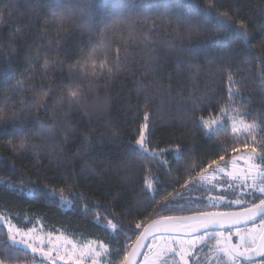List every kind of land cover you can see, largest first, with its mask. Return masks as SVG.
<instances>
[{"label":"snow or ice","instance_id":"1","mask_svg":"<svg viewBox=\"0 0 264 264\" xmlns=\"http://www.w3.org/2000/svg\"><path fill=\"white\" fill-rule=\"evenodd\" d=\"M192 2L194 7L176 3L163 11H153L157 6L152 5L150 0L142 3L133 0L121 6L119 15L107 20L93 15L92 0H78L72 6L50 4V12L44 17L38 15L43 7L39 0L28 6L11 5V9L17 11L24 9L22 15L37 16L42 24L36 29L33 44L29 45L26 57L28 67L22 75L31 79L34 66L42 59L43 76H58L59 82L51 80L47 83V90L42 84L39 91L32 92L19 102L15 101V95H22L36 85L24 89V81L17 79L14 84L8 83L0 90V135L10 137L7 144L14 153H30L37 158L47 156L48 166H51V157L55 154L57 167H62L68 159L63 154V145H60V153L45 152L41 145L32 141L33 133L46 141L54 136V126L44 124L35 113H55L65 107L69 112L83 110L87 113L90 93L99 88L102 81L107 87L132 59L129 48L143 46V66L151 68L154 75H162L161 61L164 58L177 66L187 64L189 68L196 67L198 72L199 66L193 61L206 55V51L201 52L194 47V40L197 43L207 42L210 48L215 46L222 52L231 48L234 55H225L222 60H235L245 52L252 32L244 20L235 22L234 17H239V10L221 11L218 5L222 4V0H209L204 5L196 3V0ZM183 8L188 11L182 13ZM9 11L7 7L0 9V19ZM52 25L56 26V39L44 42ZM252 26L256 27L264 44V22H255ZM32 27L30 23L28 30L31 31ZM19 34L20 29H17L11 35L15 37ZM73 37L78 38V43H73ZM36 40L42 43L37 45ZM8 47L10 52L15 51L11 39ZM160 47L167 49L163 56ZM251 47L255 48V45ZM53 52L54 56L49 55ZM253 59L259 64L256 77L264 93V52ZM168 79H172L171 73H168ZM192 80L195 81V74ZM227 83L226 98L223 95L215 98L201 94L199 99L194 93L185 96L177 92L174 96L176 90L170 84L167 87L161 84L158 91L161 105L167 103L184 112L190 110L193 113L191 124L203 138L212 140L224 132L230 134L232 142L227 144L216 139L214 144L219 148L218 153L206 152L203 156L210 159H201L200 163L194 167L189 165L183 172L177 169L179 175L176 178L161 180L149 170L147 175L151 176V180L144 179L140 190L151 195L139 199L133 209L142 218L122 217L119 212L92 199L91 205L104 207L103 212L93 213L92 222L97 225L103 222L105 236L101 238L97 235L95 239H89L83 233L69 232L64 226L61 230L44 232L46 225L37 228V217L32 215L25 216V224L13 223L15 217L0 208V236L4 237L0 240V264H264V101L259 107L251 106V98L245 103V93L240 87H233L241 81L234 78L231 71L227 75ZM142 87L140 82L139 88ZM152 98L145 94V104ZM197 112L200 115H196ZM24 113L28 115L24 116ZM34 115L35 118H31ZM143 120L138 126L137 138L126 146V153L134 160L148 158L170 172L172 161L167 158L169 155H173L177 162L185 160V154L187 159H191V154L199 147L195 139L191 145L177 142L167 148L153 146L149 112L144 113ZM72 127L71 123L65 124L66 131ZM118 138L119 134L114 133L112 139ZM70 139L75 137L66 135L64 143ZM94 139L84 136L82 146L72 158L74 162L84 163ZM178 140L183 141L184 137ZM12 163L15 164V161ZM40 167L41 162L37 159L34 164L36 180H32L27 171L20 173L18 182L15 173L0 177V180L13 192L31 194L37 191L50 204L59 202L64 208L76 210L74 200H84V208L92 211L87 203L89 198L78 188L79 179H87L93 173L91 163H85L79 173L73 169L71 175H60L63 184L71 180L72 186L68 188H57L51 182L41 187ZM205 185L209 186V195H193ZM161 193L162 199L156 200L155 197ZM119 195L117 193L112 197L113 203ZM205 200L207 208L214 209L219 205L227 210L207 211L197 207L191 215H160L162 210L190 211L185 209V204H202ZM234 206L237 210H232ZM4 207L11 209L15 205L4 202ZM153 216L159 218L153 219ZM131 220L134 222H129ZM233 236L238 239L237 243H233ZM113 239L115 246L111 243Z\"/></svg>","mask_w":264,"mask_h":264},{"label":"trees","instance_id":"2","mask_svg":"<svg viewBox=\"0 0 264 264\" xmlns=\"http://www.w3.org/2000/svg\"><path fill=\"white\" fill-rule=\"evenodd\" d=\"M37 0H0V9L6 7L10 9L5 16L0 19V90L8 83L14 84L17 79L23 80L22 87L28 89L29 85H36L35 88L23 92V94L15 95L14 99L19 102L22 98L29 97L32 92L39 91L43 84L47 90V83L51 80L59 82L58 76L45 78L43 76V60L41 59L38 65L34 66V74L29 79L28 76L22 75L28 67L26 57L29 55V45L33 44L36 38V29L42 27L37 16H26L19 11L11 9V5L28 6L36 3ZM78 0H39L43 7L39 10V17H44L50 12L48 5L64 3L69 6L76 4ZM133 0H92L93 15L100 20H107L111 17L119 15L121 6L125 3H131ZM144 2V0H137ZM152 5L157 6L153 11H163L165 7L176 3H183L193 6L192 0H150ZM209 0H196V3L204 5ZM221 11L239 10V17H234L235 22L244 20L250 26L252 38L249 41V46L244 53H241L235 60H222L225 55L231 56L234 53L231 48L222 52L218 47H209L207 42L197 43L192 41L194 47H198L201 52L206 51V55H201L193 61L194 65L199 66L197 72L196 67L189 68L187 64L177 66L170 62L168 58L162 59V75H154L151 68L145 67L144 59L145 51L143 46L129 48V53L132 59L121 68L116 79L104 87V82L101 86L90 93L88 99L90 107L85 113L83 110L72 111L65 107L52 111H40L35 113L42 122L46 125L54 126V136L49 140H42L41 137L33 133L32 141L41 145L45 152L60 153V145H63V154L68 159L63 162L62 167H57L56 155L51 157V166L47 156L34 157L32 154L13 152L12 148L7 144L9 136L0 135V177H9L15 173V179L19 181V175L22 171H27L32 180L38 179L35 175L36 169L34 164L37 159L41 162L40 167V186L44 183L51 182L52 185L59 187H71V180L67 184H63L60 180V175H71L73 169L76 173L84 167L85 163H91L94 171L87 179L81 177L79 179L78 188L89 198L87 203L92 208V211H87L84 208L86 201L81 199L74 200L76 210L64 208L59 202L50 204L44 199L39 192L34 191L28 194L26 191L13 192L0 180V208L4 213H10L14 216L13 223L25 224L26 215L36 216V226L41 224L46 225V231L61 230L62 226L66 227L69 232H75L77 235L83 233L89 239H95L97 235L104 238L105 232L102 228L103 222L97 225L93 220L94 212H103L104 207L111 208L120 213L122 217L132 216L136 219L142 218L138 213L133 212L136 203L142 197L151 193L141 192L140 188L144 179L151 180V176L147 173L150 170L161 180L176 178L179 173L177 169L183 172L191 165L194 167L201 162V159H210L204 157L206 152L218 153L219 148L215 146L214 141L219 139L221 142L231 144L229 133L221 132L219 137H214L212 140L203 138L197 129L191 124L193 113L189 110L184 112L182 109L174 108L165 103L161 105L159 102L158 91L163 84L167 87L169 84L177 92L187 96L189 93H194L196 98H201V94H206L209 97L219 98L220 96L227 97L229 85L227 83V75L229 71L234 78L239 79L241 84L233 85L240 87L245 93L243 100L248 103L249 98L252 100V107H259L264 101V93L259 87V80L256 77V71L259 64L253 59L257 54L264 52V44L261 43L260 33L256 27L252 26L255 22H264V0H222V4L218 5ZM187 8L181 9L182 13H186ZM32 24V30H28V25ZM159 24V21L157 22ZM174 27V25H173ZM17 29H20V34L13 37L11 34ZM49 36L44 37V42L49 39H56V26L49 27ZM163 29L161 33L163 34ZM171 31V28L168 29ZM13 41L15 51H11L8 47L9 40ZM155 39V37H153ZM179 44L180 41H174ZM37 45L42 43L36 40ZM73 43H78V38L73 37ZM187 44V40L184 41ZM255 45V48L251 47ZM115 47V46H114ZM161 55L167 51L166 48L160 47ZM123 54V53H122ZM49 55H55L50 53ZM250 62V63H246ZM168 73H171L172 79H168ZM195 74V81L192 76ZM140 82L143 87L139 88ZM139 88L140 95H137ZM145 94L150 97V102L145 104ZM190 107V106H189ZM33 111H35L33 109ZM149 112L151 139L154 142L153 146L159 148H167L170 144L183 142L188 145L193 143L195 139L199 147L196 152L191 154V159L179 162L175 161L173 155L167 158L172 161L171 171H165L163 167L155 165L150 159L145 158L143 161L132 159L126 153V146L129 141H134L138 136V126L144 122V113ZM27 116V113L23 114ZM35 115L31 118H35ZM200 115V113H196ZM71 123L72 129L66 131L65 124ZM118 133L119 138L113 140V134ZM75 137L70 139L68 143H64L65 136ZM84 136L94 137L93 147L88 156L84 159V163H77L72 160L78 148L83 144ZM179 137H184L183 141L178 140ZM227 138V139H226ZM19 141H16L18 143ZM158 142V144L156 143ZM229 155L231 151L229 149ZM228 158V157H226ZM15 161V164L12 161ZM182 168V169H181ZM47 177V179H45ZM172 191L171 188L168 189ZM203 191L193 194L194 196L201 195ZM119 193V198L112 202V197ZM205 194V193H204ZM163 193L155 197L156 200L162 199ZM71 198V197H70ZM100 201L104 207H95L91 205V200ZM4 202H10L15 207L11 209L4 207ZM183 204L184 202L181 201ZM185 209L190 211H161L160 215H190L196 211L197 207L207 211H225L223 207L208 209L197 203L191 205L185 204ZM232 210H236L233 207ZM146 215V214H145ZM110 218V217H109ZM153 219L159 216H153ZM129 222H134L131 220ZM150 222V220L148 221ZM131 235V233H129ZM4 237L0 236V240ZM111 243L115 246L116 241L113 239ZM122 243V241H121Z\"/></svg>","mask_w":264,"mask_h":264},{"label":"rangeland","instance_id":"3","mask_svg":"<svg viewBox=\"0 0 264 264\" xmlns=\"http://www.w3.org/2000/svg\"><path fill=\"white\" fill-rule=\"evenodd\" d=\"M241 163H242V161H241ZM219 178H220V177L218 176V179H219ZM208 187H209V186L205 185L204 188L201 189V191H203V192L201 193V196H205V197H206L207 195H209V191L207 190ZM201 191H200V192H201ZM204 193H205V194H204ZM196 195H197V194H196ZM206 204H207V201L205 200V201L201 204V206L204 207V208L206 209V208H207V207H205ZM197 206H199V204H197ZM220 207H221V206L218 205V206H217V209L220 208ZM234 207H235V206H234ZM208 209H210V208H208ZM211 209H213V208H211ZM40 227H43V226H42L41 224H39V225L37 226V228H40ZM44 232H48V231H46V230L44 229ZM212 242L214 243V241H212ZM233 242H234V243H237V242H238V239H237L235 236H233ZM205 251H207V249H205ZM36 259L39 260L40 258H39V257H36Z\"/></svg>","mask_w":264,"mask_h":264},{"label":"water","instance_id":"4","mask_svg":"<svg viewBox=\"0 0 264 264\" xmlns=\"http://www.w3.org/2000/svg\"><path fill=\"white\" fill-rule=\"evenodd\" d=\"M236 210H237V209H236ZM190 215H191V214H190ZM181 216H185V215H181ZM157 219H158V218H157ZM150 222H151V221H150ZM150 222H149V223H150ZM233 243H234V242H233ZM257 259L259 260V258H257Z\"/></svg>","mask_w":264,"mask_h":264},{"label":"bare ground","instance_id":"5","mask_svg":"<svg viewBox=\"0 0 264 264\" xmlns=\"http://www.w3.org/2000/svg\"><path fill=\"white\" fill-rule=\"evenodd\" d=\"M182 169V168H181Z\"/></svg>","mask_w":264,"mask_h":264}]
</instances>
